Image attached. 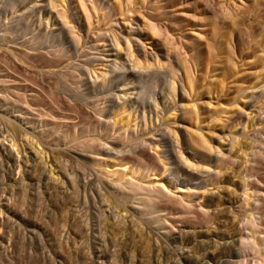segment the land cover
<instances>
[{"label":"rangeland","instance_id":"obj_1","mask_svg":"<svg viewBox=\"0 0 264 264\" xmlns=\"http://www.w3.org/2000/svg\"><path fill=\"white\" fill-rule=\"evenodd\" d=\"M0 1V264H201L211 253L227 264H264V0H53L69 10L77 48L52 30V1ZM196 7L201 22L191 17ZM147 15L160 25L159 35L144 28L147 47L158 39L188 57L193 90L183 98L169 76H134L122 60L103 61L102 22L116 18L120 33ZM205 22L223 24V49L237 61L227 72L238 76L215 83L217 93L204 83L207 53L201 75L191 54V28ZM187 136L220 156L196 158ZM184 158L216 172L202 177ZM137 187L148 195H135Z\"/></svg>","mask_w":264,"mask_h":264},{"label":"bare ground","instance_id":"obj_2","mask_svg":"<svg viewBox=\"0 0 264 264\" xmlns=\"http://www.w3.org/2000/svg\"><path fill=\"white\" fill-rule=\"evenodd\" d=\"M7 1V0H6ZM10 1V0H9ZM26 1V0H25ZM50 1H52L53 2V0H50ZM55 1V0H54ZM57 1H59V0H57ZM56 1V2H57ZM63 1V3H64V0H62ZM82 1V0H81ZM195 1V0H194ZM193 1V2H194ZM197 1V0H196ZM201 1V0H200ZM2 2L3 1H0V6H2L1 4H2ZM15 2V1H14ZM13 2V3H14ZM52 2H50V3H52ZM84 2V1H83ZM198 2H199V0H198ZM202 2V1H201ZM200 2V3H201ZM206 2V1H205ZM218 2V1H217ZM32 3V2H31ZM58 3V4H57ZM57 3H52V7H55V8H57V13L55 14V19L57 20V23H55L54 24V26H53V28H52V30L54 31L55 29H56V31H57V33H58V29H59V32H61V30L63 31V32H65L67 35H68V37H69V39H70V42H71V45L72 46H74V47H78V45H79V43H78V39H77V37H79V36H75L74 35V33H72L73 31H72V29L73 28H71V25H70V21L68 20L69 18H68V14H67V11H69L68 9H66V8H62V6H61V8H59V6H60V4H59V2H57ZM62 3V4H63ZM197 3V2H196ZM203 3V2H202ZM9 4H10V2H9ZM8 4V5H9ZM23 4H24V2H23ZM32 4H34V3H32ZM41 4V3H40ZM40 4H36L35 3V6L34 7H39L40 6ZM150 4V3H149ZM155 4V3H154ZM191 4V3H190ZM7 5V7H9ZM20 5H22V4H20ZM45 4H43V5H41V6H44ZM65 5V4H64ZM103 5H109L110 6V3H109V0H100V5L99 6H103ZM199 5V3H197V4H195V6H198ZM207 5V4H206ZM205 5V6H206ZM13 6H15V3H14V5ZM31 6V5H30ZM109 6H107V7H109ZM150 6H151V4H150ZM153 6V5H152ZM151 6V7H152ZM191 6V5H190ZM200 6V5H199ZM4 7V6H3ZM2 7V8H3ZM85 7V6H84ZM105 7V6H104ZM188 7V6H187ZM194 7V6H193ZM192 7V8H193ZM20 8V7H19ZM68 8L71 10V11H74V12H76L75 11V5H71V3H70V6H68ZM106 8V7H105ZM195 8V7H194ZM198 7H196V12H197V9ZM4 9H5V7H4ZM8 9V8H7ZM30 9V8H29ZM84 9H86V7L84 8ZM103 9V8H102ZM145 9H146V7H145ZM148 9H150V8H148ZM148 9H147V11H148ZM204 9V8H203ZM13 10V9H12ZM100 10V9H99ZM150 10H153V8H151ZM149 10V11H150ZM194 10V9H193ZM204 10H206V9H204ZM221 10V9H220ZM10 11V10H9ZM14 11V10H13ZM70 11V12H71ZM87 11H88V9L85 11L86 12V14H88V15H90L89 16V18H91V14L90 13H87ZM202 11V10H201ZM200 10H198V14H200V15H198V16H196L195 14H197V13H194V16H192L191 15V17L193 18V17H195L196 19V21L197 22H199L201 19H203L202 17H201V12ZM207 11V10H206ZM224 11H225V9H224ZM16 12V11H15ZM23 12H25V11H23ZM74 12H71V14H74ZM84 12V13H85ZM89 12V11H88ZM104 12V11H103ZM106 12V11H105ZM146 12V11H145ZM153 12H156L155 11V9L153 10ZM193 12H195V10L193 11ZM11 13H12V11H11ZM14 13V12H13ZM20 13H22L21 11H20ZM69 13V12H68ZM102 13V12H101ZM151 13V12H150ZM149 12L147 13V14H150ZM223 13V12H222ZM104 14V13H103ZM102 14V15H103ZM153 14V13H152ZM151 14V15H152ZM7 15V14H6ZM19 15V14H18ZM70 15V14H69ZM151 15H147L148 17H147V21L146 22H144V19H143V24L144 25H142V24H139L138 22H136V21H134V22H132L133 24H130L129 26H128V29H120L121 28V26L118 28V29H120V30H122V32L120 31V33H118V31L117 32H115L114 30H116L117 28H115V26L117 27L120 23H119V21L116 19V18H112L111 19V21L109 20V21H106V22H102L103 24L101 25V28L99 27V30H98V33H97V37H99L100 38V40L101 41H98V46H99V44H100V42H102V40H103V42H104V44H101V49H100V51L102 52V55H103V58H104V60L102 59V57H101V59L103 60V61H107L108 62V66H109V64H110V66L109 67H112L113 66V64L115 65L118 61H120V60H122L123 61V64L124 65H126L127 67H128V69H129V71L134 75V76H139V75H146V74H148L149 73V75H150V73H157L156 75H160V74H164L165 76H169L170 77V80H169V83H170V86L174 89V91L176 90V88L175 87H177L178 88V90H179V96H180V98H183L184 96H187V94H188V92H187V90H188V88L190 89V87H191V82H193V80L190 78V75H189V67H190V65L188 66V62H187V60H185L186 58H188V57H186V58H183L182 56L183 55H181V54H183V53H179V52H177L178 50H176L174 47L172 48V47H170L169 46V44H167V43H164V42H160L157 38H155V39H157V40H155V41H152L151 42V46H149V47H147V45H146V43L142 40L143 38H142V35H143V33H144V28H149L150 29V31H152L153 32V34L154 35H159L158 34V32H159V24L156 22V18L154 17V16H151ZM178 15H180V13H178ZM181 15H182V13H181ZM186 15V14H185ZM188 15H190V14H188ZM225 21H227V20H230L231 18H232V14L230 13V12H226L225 14ZM16 16V15H15ZM14 16V17H15ZM23 16V15H22ZM210 16V15H209ZM218 16V15H217ZM21 16H19V18H20ZM76 17V16H75ZM104 16H102V18H103ZM113 17V16H112ZM187 17H189V16H187ZM211 17V16H210ZM213 17V16H212ZM224 17V16H223ZM231 17V18H230ZM239 17V16H238ZM17 18V17H16ZM73 18V17H72ZM88 18V19H89ZM207 18V17H206ZM106 19V20H107ZM141 19V18H140ZM165 19V18H164ZM168 19V17H166V20ZM170 19V18H169ZM189 20H190V18H188ZM200 19V20H199ZM208 19V18H207ZM210 19V18H209ZM212 19H216V17H214V18H212ZM233 19V18H232ZM184 20V19H183ZM186 20V19H185ZM194 20V21H195ZM131 21V20H130ZM172 20H170V22H171ZM187 21V20H186ZM202 21V20H201ZM200 21V22H201ZM204 21V20H203ZM205 21H207L206 19H205ZM127 22V21H126ZM164 22V21H163ZM169 22V21H168ZM184 22V21H183ZM191 22V21H190ZM197 22L195 23L196 25H197ZM208 22V21H207ZM207 22H205V23H198L199 25L198 26H193L194 28H198V29H194V28H191V33L190 34H192L194 37H195V39L198 41V46L196 45L195 46V48H194V50L192 51V52H195V53H191L192 55L194 54V56L195 55H197L196 56V58H194V56H192L196 61H197V63H196V61H195V63H196V68H197V70H201V73L199 72V74L201 75L202 74V71H204L203 69H205V68H203V55L201 56L200 54H203L202 53V51H205L206 53V57L204 56V58L206 59L207 58V61H208V63L210 64H207L205 61V63L207 64V66L208 67H206V68H208V70L206 71V73H205V75H206V77H204L205 78V81L206 82H204V83H206V87H210L209 88V90H212L211 88H212V85L214 86V84L215 83H220L221 82V84H223L224 82H225V79H228V78H230V77H232L233 76V73L235 74L236 73V71L235 72H233L232 73V71H228L227 72V68L228 67H230L229 65L230 64H236V62H232V61H234L233 59H231V57L229 56V54L230 53H228V55L225 53V51H226V49L224 50L223 49V42H224V38H225V36H224V29H226V28H224V26H223V24H219V23H217L216 22V24H212V25H208V24H210V23H212V22H209L208 24H206ZM230 22H232V21H230ZM129 23V22H128ZM194 23V22H193ZM213 23H215V21L213 22ZM175 24V23H174ZM188 24L189 23H187L186 25L188 26ZM90 25V24H89ZM179 25L181 26V22L179 23ZM185 25V24H184ZM190 25V24H189ZM225 25V24H224ZM177 26V25H176ZM183 26V25H182ZM164 27V26H163ZM113 28H115L114 30H113ZM185 28H187V27H185ZM51 30V29H50ZM184 30H186V29H184ZM85 31V30H84ZM86 31H87V29H86ZM85 31V32H86ZM124 31L126 32V34H124ZM161 31V30H160ZM180 31V30H179ZM183 31V30H182ZM187 31H189V29L187 30ZM51 32V31H50ZM84 32V33H85ZM114 32V33H113ZM178 32V31H177ZM176 32V33H177ZM186 32V31H185ZM185 32H182V33H184L185 35H186V33ZM190 32V31H189ZM53 33V32H52ZM55 33V32H54ZM71 33V34H70ZM77 33V32H76ZM117 33V34H116ZM60 34V33H59ZM86 34H88L87 32H86ZM181 34V33H180ZM184 34L182 35L183 37H184ZM78 35V34H77ZM83 35V34H82ZM191 37V38H194V37ZM111 37V38H110ZM188 37V36H187ZM187 37H186V41H190L191 39H187ZM89 38V37H88ZM87 37H86V39H88ZM164 38V37H163ZM175 38V37H174ZM94 39V38H93ZM184 39V38H183ZM182 39V40H183ZM167 40V39H166ZM196 40L194 41V39H192V44H193V42H194V44H195V42H196ZM107 41V42H106ZM109 41V42H108ZM122 41H124L123 43H122ZM89 42V41H88ZM102 42V43H103ZM190 42V43H191ZM97 43V42H96ZM121 43H122V45H125V46H123L122 47V45H121ZM125 43V44H124ZM172 43V42H171ZM182 43V42H181ZM187 43V42H186ZM189 43V42H188ZM226 43V42H225ZM21 44V43H20ZM27 44V43H26ZM94 45V44H93ZM96 45V44H95ZM228 45V44H227ZM226 45V46H227ZM21 46V45H20ZM32 46V45H31ZM133 46L135 47V50H136V53L134 52V49H133ZM229 46V45H228ZM230 46H231V44H230ZM18 47V46H17ZM29 47V46H28ZM33 47V46H32ZM35 47H37V46H35ZM47 47V46H46ZM198 47H199V50H198ZM11 48V47H10ZM21 48H23V47H21ZM41 48V47H40ZM43 48V47H42ZM41 48V49H42ZM97 48V47H96ZM185 48V47H184ZM191 48H192V46H191ZM197 48V49H196ZM3 49V48H2ZM1 49V50H2ZM20 49V48H19ZM30 49V48H29ZM47 49V48H46ZM229 49V48H228ZM40 50V49H39ZM52 50V49H51ZM97 50H98V48H97ZM139 50H143L144 51V58H145V60H144V62L142 61V57H140V55H139V53L138 52H140ZM224 50V51H223ZM6 51V50H5ZM11 51V50H10ZM9 51V52H10ZM14 50H12V52H13ZM26 51V50H25ZM33 51V50H32ZM37 51V50H36ZM54 51V50H53ZM138 51V52H137ZM181 51V50H180ZM184 51V50H183ZM198 51V52H197ZM230 51V50H229ZM45 52V51H44ZM57 52V51H56ZM234 52V51H233ZM30 53V52H29ZM32 53V52H31ZM37 53V52H36ZM35 53V54H36ZM39 53V52H38ZM49 53V52H48ZM47 53V54H48ZM52 53V52H51ZM99 53V52H98ZM15 54V53H14ZM204 54V55H205ZM32 55V54H31ZM43 55V54H42ZM53 55V54H52ZM100 56H101V54H99ZM187 55V54H186ZM17 56V55H16ZM28 56V55H27ZM34 56V55H33ZM59 56V55H58ZM100 56L98 57V58H100ZM18 57V56H17ZM23 57V59H24V56H22ZM41 57V56H40ZM53 57H54V55H53ZM52 57V58H53ZM255 57V56H254ZM19 58V57H18ZM26 58V57H25ZM55 58V57H54ZM32 59V58H31ZM194 59H193V61H194ZM237 59V58H236ZM51 60V59H50ZM54 60V59H53ZM100 60V59H99ZM239 61H240V59H238ZM49 61V60H48ZM189 61H190V59H189ZM263 61V60H262ZM27 62V61H26ZM240 62H242V60L240 61ZM193 63V62H192ZM206 64H205V66H206ZM240 64V63H239ZM242 64H245V63H242ZM241 64V65H242ZM123 65V66H124ZM192 65V64H191ZM237 65V64H236ZM106 66V65H105ZM195 66V65H194ZM234 66V65H233ZM243 66V65H242ZM251 66V65H250ZM264 66V65H263ZM50 67H51V65H50ZM49 67V68H50ZM116 67V66H115ZM48 68V69H49ZM63 68V67H62ZM203 68V69H202ZM47 70V69H46ZM44 71L45 72V74L47 73L48 75L50 74V75H52V76H54L55 78H57V79H64L63 78V72L64 71H61V68L60 69H49V70H47V71ZM126 70V69H125ZM195 70V69H194ZM247 71V70H246ZM43 72V73H44ZM106 72V71H105ZM102 73V77H100V78H104V76L106 75V73ZM108 72V71H107ZM205 72V71H204ZM231 72V73H230ZM254 72V71H253ZM196 73V72H195ZM243 73V72H242ZM247 73V72H246ZM109 74V73H108ZM237 74V73H236ZM249 74V73H248ZM194 75V74H193ZM147 76V75H146ZM161 76V75H160ZM236 76V75H235ZM235 76H233V77H235ZM238 76V75H237ZM236 76V77H237ZM107 77H108V75H107ZM106 77V78H107ZM140 77V76H139ZM142 77V76H141ZM168 77V78H169ZM194 77V76H193ZM235 77V78H236ZM222 78V79H221ZM97 80L99 79V78H96ZM95 79V80H96ZM197 79V78H196ZM202 79V78H201ZM95 80H92L93 82L95 81ZM101 80V79H100ZM222 80H224V81H222ZM102 81V80H101ZM97 82V81H96ZM96 82H94V83H96ZM59 83V82H58ZM99 83V82H98ZM97 84V83H96ZM220 84V85H221ZM94 85V84H93ZM99 85V84H98ZM219 84L216 86V84H215V86L216 87H218V86H220ZM95 86V85H94ZM193 86V85H192ZM199 86V85H198ZM215 86H214V91H212V92H214V93H217V91L215 92ZM222 86V85H221ZM220 86V87H221ZM170 87V88H171ZM196 87V86H195ZM205 87V86H204ZM205 87V88H206ZM105 88V87H104ZM194 88V87H193ZM258 88H259V86H258ZM125 89V88H124ZM203 89V88H202ZM207 89V88H206ZM217 89H219V88H217ZM222 89V88H221ZM224 89V88H223ZM62 90V89H61ZM193 89L191 88L190 90H188V91H192ZM195 90V89H194ZM208 90V89H207ZM221 92V90L219 91V93ZM187 93V94H186ZM191 93V92H190ZM206 93V92H205ZM218 93V94H219ZM8 94V93H7ZM123 94H124V92H123ZM204 94V93H203ZM189 95V94H188ZM209 95V94H208ZM175 96V95H174ZM218 98V97H217ZM251 98V97H250ZM7 99V98H6ZM10 99V98H9ZM212 99H213V97L211 96V97H209V104L212 102ZM4 101H5V99H4ZM180 104V103H179ZM175 107V106H174ZM188 107V105L187 104H181V105H179V108H180V111H181V113H182V116H181V119L182 120H184V117H185V115L184 114H186V108ZM2 109H3V107H2ZM195 111V110H194ZM197 113V112H196ZM25 114V113H24ZM19 116V115H18ZM20 117V116H19ZM16 118V117H15ZM197 118V117H196ZM198 119V118H197ZM9 120V119H8ZM8 122V121H7ZM14 123V122H13ZM114 124V123H113ZM136 124V123H135ZM19 125H21V124H19ZM180 126V125H179ZM22 127V126H21ZM33 127V126H32ZM181 128H183V129H185L186 127L184 126V125H182L181 126ZM122 129H124V128H122ZM17 130H18V128H17ZM127 131V128L126 129H124V131ZM38 132V131H37ZM123 132V131H122ZM127 133V132H126ZM184 136L186 137V135H189L188 134V131H187V128L185 129V132H184ZM184 137V138H185ZM188 137V136H187ZM40 138V137H39ZM186 139V138H185ZM41 140V139H40ZM188 140L190 141L189 142V151L196 157V158H203V159H207V158H209V157H212V156H214L215 155V157H218V156H220V153H218L217 151L215 152V150H213L211 147H204L203 145V147H201L200 145V147H198V148H196L195 147V145L193 144V142L191 141V139L188 137ZM142 141V140H141ZM195 141V140H194ZM206 142V141H205ZM204 142V143H205ZM142 143H144V142H141V144ZM195 143V142H194ZM208 145V144H207ZM38 146V145H37ZM137 147V146H136ZM36 149V148H35ZM126 151H127V149H126ZM33 152V151H32ZM120 153H121V155L123 154V153H125V149H123V151L121 150V151H119ZM118 152V153H119ZM128 152V151H127ZM34 153V152H33ZM40 155V154H39ZM78 155H86V154H84V153H78ZM87 156V155H86ZM184 162L187 164V165H189V167H192L193 169H197V170H199L202 174L200 175V176H202V177H204V176H209L211 173H215L216 172V170H214V169H212L211 168V166H208L207 164H199L198 163V165L197 164H195V163H190L189 161H188V159L187 158H184ZM126 173V172H125ZM202 179V178H201ZM121 181V180H120ZM197 181V180H196ZM198 181H204V180H198ZM197 181V182H198ZM122 182V181H121ZM199 183V182H198ZM119 184H120V186H119V188H122L123 186H125L126 184L123 182V183H120L119 182ZM196 184V183H195ZM127 186L130 188V186H129V184H127ZM132 186V185H131ZM117 187H118V185H117ZM136 187V186H135ZM115 188H116V186H115ZM119 188H117V189H119ZM128 189V188H127ZM130 190H131V192H133L132 190V188H130ZM248 190V189H247ZM246 190V191H247ZM246 191H244V194L246 193ZM135 195H140V196H142L143 195V193H145L144 195H146V193H147V195H148V193L149 192H144V190L140 187H137V190L135 189ZM133 193V194H134ZM142 194V195H141ZM139 196V198H138V200H139V202H140V205H142L143 203L144 204H146L145 202V200H144V196L141 198ZM245 196H247V193L245 194ZM244 198H246V197H244ZM137 199V198H136ZM141 199H143L144 200V202L141 204V201H143V200H141ZM150 199V198H149ZM148 199V200H149ZM141 200V201H140ZM135 201V200H134ZM138 202V203H139ZM210 204V201L208 202L207 201V203L206 204H200L199 206V209L200 210H204V209H206L207 207V209L209 210V205ZM133 205V204H132ZM145 206H147V204L146 205H144V207ZM133 207V206H132ZM136 207V206H135ZM148 207V206H147ZM211 207V206H210ZM134 208V207H133ZM146 208V207H145ZM153 208V207H152ZM141 211V210H140ZM252 211V210H251ZM148 213V214H152L153 213V211L151 210V209H148V210H145V213ZM141 213H144V212H141ZM152 216H153V214H152ZM151 216V217H152ZM146 217V216H145ZM149 218H151L150 216H148ZM153 218H155V217H153ZM153 218H151V219H153ZM156 219V218H155ZM165 219V218H164ZM157 221V220H156ZM158 225V224H157ZM162 225H160V227H161ZM164 227H161V228H163L164 230H165V232L164 233H166L167 234V231L169 230V229H167V226H165V224L163 225ZM160 229V228H159ZM171 230V229H170ZM169 230V231H170ZM244 234V233H243ZM242 234V235H243ZM241 235V236H242ZM174 236V235H173ZM173 238V237H172ZM172 238L170 239V240H172ZM242 238V237H241ZM175 239V238H174ZM243 239V238H242ZM241 240V239H240ZM174 241H176V240H174ZM170 244H172V243H170ZM228 244H230V243H228ZM173 246V245H172ZM225 246L226 245H224V248H225ZM170 247V246H169ZM228 247V246H227ZM173 248V247H172ZM177 248V247H176ZM175 249V248H174ZM176 251V250H175ZM181 251V250H180ZM179 251V253L178 254H182L183 253V251H181L180 252ZM173 252V251H172ZM220 252V251H219ZM221 252H223V251H221ZM228 252V251H227ZM217 255V254H216ZM239 255H240V252H236V253H234L233 255H230L231 257H233V258H237V257H239ZM210 257H211V259L210 260H208V261H205V262H202L201 264H227L229 261H232V260H225V259H222V260H220V258L219 259H217L216 258V256H215V254L214 253H211L210 254ZM241 257V256H240ZM235 262H237V261H235ZM233 264H234V261H233Z\"/></svg>","mask_w":264,"mask_h":264}]
</instances>
